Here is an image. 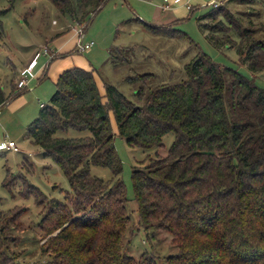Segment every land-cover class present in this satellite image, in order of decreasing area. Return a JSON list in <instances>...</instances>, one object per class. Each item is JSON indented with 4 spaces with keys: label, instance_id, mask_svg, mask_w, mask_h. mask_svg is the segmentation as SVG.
Here are the masks:
<instances>
[{
    "label": "trees",
    "instance_id": "1",
    "mask_svg": "<svg viewBox=\"0 0 264 264\" xmlns=\"http://www.w3.org/2000/svg\"><path fill=\"white\" fill-rule=\"evenodd\" d=\"M50 1L61 15L82 23L107 0ZM211 6L196 19L205 37L218 47L235 45L239 62L264 78V39L252 38L251 30ZM221 14L227 25L218 19L213 29L202 21ZM172 23L147 26L174 36L180 32ZM184 70L179 82L137 87L139 103L111 83L102 95L92 72L82 67L58 75L49 103L26 126V137L58 165L70 186L60 200L26 183L27 194L45 206L46 236L57 230L41 248L51 264H264V87L198 47ZM19 92L5 94L0 84V106ZM109 109L117 134L130 146H159L162 135L173 134L164 155L132 169L136 228L119 176ZM69 129L88 134L68 135ZM91 165L108 167L112 179L92 174ZM17 215L0 212V264H22L6 244L5 231ZM138 228L146 241L165 232L175 252L161 262L152 252L133 256L131 238Z\"/></svg>",
    "mask_w": 264,
    "mask_h": 264
},
{
    "label": "rangeland",
    "instance_id": "2",
    "mask_svg": "<svg viewBox=\"0 0 264 264\" xmlns=\"http://www.w3.org/2000/svg\"><path fill=\"white\" fill-rule=\"evenodd\" d=\"M214 1L225 17L237 22L240 29L248 28L253 32L252 38L264 39V0ZM160 2L107 0L82 22L86 28L83 42L93 40V45L84 51H72L78 38L70 37V27L76 23H70L69 18L61 15L50 0H0V84L5 94L11 92L10 80L16 87L17 74L24 73L23 62L29 59L30 50L33 49L32 55L40 62L45 59L44 48L55 49L64 41L65 46L60 52L66 56L68 65L90 70L102 95L104 84L111 83L126 97L139 103L141 100L134 93L137 87L146 90L160 83H176L184 79V64L195 54L197 47L215 63L233 68L251 78L255 85L264 87L261 72L250 74L245 65L239 62L235 45L227 47L222 42L219 47L215 46L198 27L197 17L211 9L212 0L189 1L192 6L197 5L190 14L183 8L173 10L171 13L175 20L171 26L180 32H175L174 36L153 32L147 26L168 24L169 21H162L169 15H163V11L157 9L156 5ZM157 14L164 16L161 21ZM225 17L221 14L202 21L207 28L216 26L218 19L227 25ZM220 32H216L215 37ZM228 34L234 42H238L237 32L232 27ZM142 73L148 75L143 79H127L128 76ZM28 87L29 90L12 96L0 106V142L13 140L19 147L17 151L0 147V212L6 215L18 212L16 222L5 231L8 250L15 260L22 264H51V256L42 253L41 248L57 230L46 236L41 228L45 206L39 204L32 193L27 194L26 183L36 186L47 198L60 200L64 199L66 192H70V186L58 165L50 157L42 156L40 147L26 137V126L36 115L30 118L29 113L38 112L39 102L49 103L52 93L49 89L54 90V82L46 77L40 84L32 82ZM21 96H25V106L20 105ZM108 119L114 133L115 151L122 165L119 176L129 199L127 208L136 228L132 169L146 164L149 158L164 155L173 134L166 132L162 135L159 146H130L117 134L110 109ZM67 134L76 136L88 133L69 129ZM90 171L104 180L112 179L111 171L106 166L91 165ZM142 252H152L161 262L175 249L169 246V237L165 232L159 231L153 240L146 241L142 229L138 228L131 238V254L137 257Z\"/></svg>",
    "mask_w": 264,
    "mask_h": 264
},
{
    "label": "crops",
    "instance_id": "3",
    "mask_svg": "<svg viewBox=\"0 0 264 264\" xmlns=\"http://www.w3.org/2000/svg\"><path fill=\"white\" fill-rule=\"evenodd\" d=\"M189 1H191V0H161V2L156 5L157 6V9L161 10V12L163 11V15H169V16L166 17L167 19H164V21H162V22L169 21L168 23H172L175 20L173 14L171 13L173 10H177V9L183 8V9H185L190 14L192 12L193 8H195V6H197V5L192 6L191 4H189ZM200 1L201 0H195V2H200ZM157 15L159 16L160 21L164 17L161 14H157ZM69 21H70V23H72L70 19H69ZM65 26H67V23L64 25V27ZM70 28L72 29V31H71L72 34H71L70 37H72V38L77 37L78 38V34L75 32V29H73V26L72 25H71ZM52 41H53V38H52ZM65 42L66 41L60 43L59 45H57V47H54L55 49H51L50 50L48 48L49 52L52 55L45 54L44 55V58H45L44 60H42V61L39 62L38 61L39 58L37 59L35 66L32 68V71H31L32 74L28 73V78L29 79H28V83H27V86L26 87H24L22 89H18L15 86H13L12 83L10 82L11 90H15V91H19L20 90L19 94H21V93H23V90L25 91V90H29L30 89L28 86H30L32 82H36V85H38L46 77L51 82H54L55 83L58 75L64 69L70 67L68 65V61L65 60L66 56H64V54H61V52H60V51L63 50V47L65 46L64 45ZM73 50H75V47H74V49H72V51ZM32 54H33V49L30 50V52L28 53V56H30V57H28L29 59H27L25 62H23V66H22V68H24V71L23 72H26L27 73V70H26L27 69V66H28L29 62L34 57ZM21 75H22L21 73L20 74H17V76H18L17 79H19ZM32 85H34V84H32ZM49 88H50V86H49ZM54 89H55V85H54ZM47 90H48V87H47ZM49 90H50L49 92H52V93L54 91L53 89H49ZM41 103H43V102H39L38 103L39 109H40V104ZM21 104H23V106L26 105L25 96L22 97V99H20V105ZM38 112H39V110H38ZM38 112L37 113L30 112L29 113L30 118H31L32 115L36 114L33 117V118H35L37 116Z\"/></svg>",
    "mask_w": 264,
    "mask_h": 264
},
{
    "label": "built area",
    "instance_id": "4",
    "mask_svg": "<svg viewBox=\"0 0 264 264\" xmlns=\"http://www.w3.org/2000/svg\"><path fill=\"white\" fill-rule=\"evenodd\" d=\"M212 4L216 5V1L212 0ZM73 29H75V32L78 34V40L75 44V50L76 51H84L89 49L92 45H93V40L87 41V42H83V36H84V31H85V26L82 23H76L75 26H73ZM43 53L44 54H50L52 55L48 48H44L43 49ZM37 61V58L34 57L28 64L27 66V73L24 72L22 73V75L20 76V78L17 80L16 82V88L18 89H22L24 87L27 86L28 83V73L32 74V68L35 66ZM44 103L40 104V107L43 106ZM0 147H4L6 149H12L14 151L19 150V147L17 146L16 142L13 140H7V141H1L0 142Z\"/></svg>",
    "mask_w": 264,
    "mask_h": 264
}]
</instances>
